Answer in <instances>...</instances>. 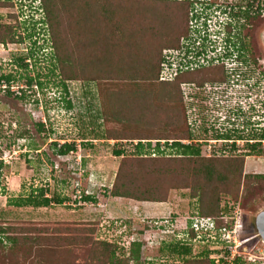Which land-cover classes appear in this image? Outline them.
Masks as SVG:
<instances>
[{"label": "rangeland", "instance_id": "obj_1", "mask_svg": "<svg viewBox=\"0 0 264 264\" xmlns=\"http://www.w3.org/2000/svg\"><path fill=\"white\" fill-rule=\"evenodd\" d=\"M85 1H59V10L55 7L53 9L57 14L54 21L49 25L46 19L47 25L44 26L45 28L39 27L40 31L33 23L37 18L21 16L15 23V32L17 37H22V42L0 44V77L6 75L12 77L9 82L0 81V226L9 227L10 231L7 235L21 236L25 244V249L21 248L15 253L9 249L8 243L4 242L5 247L0 249V264H28L26 261L35 257H42L40 259L45 263V256L39 252V248L31 247L29 242L33 241L25 239L39 238L35 243L38 244L46 242H42L41 238L47 239L53 236L64 238L67 236L68 228L72 230L70 235L75 236L73 230L85 229L83 225H90L93 222L98 226L96 234L92 237L116 245L115 256L119 260L128 259L131 243L139 241L141 244L138 253L139 264H182L184 259H205L206 256L215 262L225 260L231 263L235 257H240L239 262L242 264H264V243L256 236L255 228L256 215L264 209V178L255 176L264 175V140L254 152L245 146L246 143H253L246 139H258L257 135L264 130L263 52L261 68L249 72V76H245L247 74L241 73L238 68L237 71H240L238 81L241 83L231 87L223 98H214V89L203 92L206 90L199 91L191 86L184 87L187 98L195 97L193 101L196 100V102L187 101L195 110L191 111L189 118L195 131L194 137L206 142L199 144L201 155L220 156L219 159H211L221 166L230 165L232 157L244 158L242 176L235 177L237 178L235 181H239L237 196H234V193L233 197L221 194L220 209L226 207L228 212L222 214L217 222L221 228L220 233L224 235L221 238L217 237L216 241H209L207 232L200 230L194 232L196 237L192 239L189 235L188 222L196 216L197 202L189 198L186 190L171 193L170 202L165 207L168 212L161 207L154 208L151 214L143 212L139 208L140 203L109 196L122 159L115 157L114 152L124 151L125 154L130 155L134 153L132 145H135L133 143L136 141L116 143L104 139L102 135L106 128L111 127L109 130L112 131L120 129L114 126V122L111 123L110 116L101 119L99 96L103 95L104 99L109 97L116 101V107L122 105L119 109L127 112L129 99L137 97L144 90L150 95L149 86L153 91L157 70L156 63L154 65L144 62V69L135 72L131 69L132 62L127 60L128 56H124L126 57L123 60L124 64H118V56L132 51L131 48H125L132 41L123 31L130 33L135 27L131 26L119 31L120 25H114L113 28L109 25L103 27L99 19L98 27L103 28L94 29L96 27L94 21L89 20L88 15L84 14L88 8L86 5L90 4L91 0H87L88 2L84 4ZM125 1L127 0H103L107 12ZM75 2L83 5L80 11L82 20L77 19L79 9L75 10L73 7ZM231 2L232 0H215L210 3L207 0L206 5H197L195 8L198 14L192 21L194 28L185 43L189 46L194 43L193 35L197 29L202 42L209 41L215 45L213 57L221 55L222 49L226 52L224 41L219 40L220 49L207 35L212 37L213 33L217 32L229 33L225 24L231 27L233 14L225 6ZM11 11L17 16V9H0V24L15 22L9 17ZM62 11L70 12L71 15L63 14ZM251 24L252 27L247 29V37L250 38L252 50L260 48L252 52L257 55L256 52L264 50L263 43L259 39V33L264 29V14L261 19H253ZM31 25L34 27L30 28ZM190 26L186 25L185 33L188 36ZM87 32H93L96 36H84ZM156 38L161 39V37ZM87 39L90 40L89 44ZM54 40L57 43L61 42L65 55L70 57L71 61L68 60L69 63L64 65L71 74L75 73V78L71 77L66 81L65 75L60 71L62 64L56 63L52 48ZM165 40L159 41V44H165ZM79 41L87 45L82 50ZM96 42V47L90 45ZM172 43L178 44L174 43V40ZM202 48L207 51L206 46ZM184 53L187 56H184ZM190 53H192L190 50H182L180 56L173 54L169 67L174 65L177 71L189 68ZM207 54L209 57L212 56ZM103 56L108 58L107 61L111 59L109 65L102 63V66L98 64L97 66L109 67V71L106 74L95 71L91 75L94 76L92 82L88 81L89 76L82 72H85L86 66L96 69V64L93 62ZM19 57H22L21 62L16 61ZM127 63L126 69L130 73L124 77L118 73V69L119 66ZM29 78L33 79L30 88L27 84ZM62 85H66L71 93L69 101L58 100L59 93L63 89ZM17 91H22V96H19ZM152 96L156 95L152 92ZM157 98L158 96L155 97L156 102ZM171 100L159 98L157 104L166 102L164 107H174L172 111L176 113V102ZM214 105L217 108L214 107L213 110L216 109L217 113L210 115L207 110H211ZM153 112L152 108L146 117ZM156 115L153 122L157 120L158 124L156 127L151 124L148 134L160 132L165 137L176 135V132H172L168 127L177 125L172 120L177 114H164L162 108ZM201 119L206 120L207 124L201 125ZM106 121L111 124L108 126L104 123ZM40 124L41 130H39ZM179 126L183 129L181 124ZM204 128L208 130L207 133L203 131ZM232 129H236L241 134L231 132ZM132 130L135 131L134 126ZM225 134L230 135L229 139L237 140L234 149L230 148L233 141L212 140L217 135ZM239 136L242 138H238ZM54 143L73 145V150L65 156L58 155L55 152L58 146H53ZM167 147H165L166 154H175L174 150ZM150 152L145 149L144 153ZM230 190L235 191L236 188ZM40 191L50 198L59 197L64 203L42 208L28 206L16 208L11 204L21 197L26 199L37 196ZM207 193L212 194L211 191ZM85 195L92 197L94 202L79 204L78 199ZM133 204L138 206L134 209L131 207ZM229 221H233L234 224H230ZM184 246L190 249L185 255L178 252ZM69 248L74 249V252L70 253V258L76 260L77 264H84L86 259L93 263L96 259L92 250L84 246ZM225 250L230 253L228 257ZM55 257L59 260L63 258L61 254ZM129 264L135 263L130 261Z\"/></svg>", "mask_w": 264, "mask_h": 264}, {"label": "trees", "instance_id": "obj_2", "mask_svg": "<svg viewBox=\"0 0 264 264\" xmlns=\"http://www.w3.org/2000/svg\"><path fill=\"white\" fill-rule=\"evenodd\" d=\"M59 1L61 0H41V7L43 8L44 18L39 22L33 21L36 25L40 23L42 27L46 26L47 22L52 24L54 18L57 16L54 7L59 10ZM88 1L86 0L84 4ZM27 3V0H0V9L8 10V9H17V16L12 13L9 14L11 19H14V23H3L0 24V44H13V43H21L22 37L16 36L15 23L17 19L19 20L21 16L26 18H32V13L29 11H25L24 4ZM191 1H171V0H127L122 4H118L112 7L110 12L106 11V3L103 0H91L90 4H87V12L84 13L88 15L89 20H93V24L96 26L94 29L97 30L103 28L106 25H109L113 28L114 25H120L121 28H118L119 31L125 30L124 28H130L131 26L135 27L129 33L128 31H123V33L128 34L127 36L132 41L128 43L125 48L132 49L126 54L117 57L118 64H124L123 60H125L128 56L127 60L132 62V70L135 72L137 70H143V63L147 64V62L156 63V78L154 80L153 91L150 86L148 87V93L152 96L155 94L157 98V102L159 98L172 99L171 101L176 102L177 109L176 113L172 110L174 107H164V102L160 105L155 101V97L147 94L145 90L140 93L137 97H133L128 100L127 112H124L119 107H116V101L110 99H104L103 95L99 96L100 102V117L101 119L106 116H110L112 118L111 123L115 124L114 126H118L120 130L112 131L109 129H105L103 132L104 139L106 141H114L116 143H122L123 141L134 142V153L128 155L125 154L124 151H115V157H122L119 162L118 170L115 176V180L112 183L111 189L109 191V196L116 199H125L131 200L137 203H169L170 195L172 192L176 191H187L189 194V198L195 199L197 202L196 211L194 217L198 218H209L213 221L214 227L218 234L216 237L221 238L222 233H220V226L218 224V220L220 219L222 214H226L228 212V208L223 207L220 209V198L221 194L228 197H233L236 195L237 190L239 189V181H235V177L242 176V168L244 158H235L232 157L230 160V165L221 166L217 164L211 158L219 159L220 156H207L204 157L200 152V143H206L204 140H200L195 138V131L192 128V123L189 120L191 111H194L187 100L190 101L191 97L187 98L184 87L191 86L195 89H202L206 85L211 84H219L221 81L225 79V70L224 63L225 62V53L221 52V55H217V57H211L208 61L209 67H204L200 70H184L176 74V76L172 80H164L160 81L159 76L162 71V65L164 61L165 52H170L175 54L181 48V42L188 35L185 33L186 25L188 26L190 21L189 13L192 8ZM83 5L74 3L73 7L79 9L78 20L81 19L80 11ZM91 9V10H90ZM231 9V8H230ZM63 14L66 13L62 11ZM70 12L66 13L67 15ZM74 15V14H73ZM101 20V24L103 27H98L99 22ZM82 20V19H81ZM22 23V20L20 21ZM128 22V25H126ZM110 23V24H109ZM34 26L31 25L30 28ZM45 28V27H44ZM38 29V28H37ZM150 29V30H148ZM39 30V29H38ZM73 31L72 28H70ZM40 31V30H39ZM95 31V30H93ZM148 31V32H147ZM53 32V31H52ZM31 33V32H30ZM29 33V34H30ZM32 34V33H31ZM150 34V35H149ZM186 34V35H185ZM185 35V36H184ZM84 36L95 37L96 35L92 32H87ZM183 36V37H182ZM28 37H34L33 35H28ZM156 37H161L158 39ZM36 38V37H35ZM44 39V37H42ZM170 38V39H168ZM54 39V38H53ZM78 39V38H76ZM164 41L165 44H159V41ZM181 39V40H180ZM174 43H178L173 45ZM87 44H89L90 40L87 39ZM33 43H36L33 41ZM77 44V43H76ZM81 45V50L83 47L87 46L79 41ZM77 44V45H79ZM101 44V43H100ZM93 46H97V42L95 44H90ZM130 45V46H129ZM40 47V46H39ZM52 48L54 52V58L57 64H62L60 71L65 75L64 78L67 81L68 78H75V73H70L69 69L64 65V63H69L70 57L65 55V50L63 45L57 43L56 40L52 43ZM45 48H43V51ZM232 53L227 52L226 56H230ZM102 56V55H101ZM105 56V55H104ZM102 57L100 60H96L93 63L96 64V69L93 67H87L83 74L89 76L88 81L92 82L94 76H91L95 71L100 72L101 74H106L109 71V67L101 68L98 65L102 66V63L105 65L106 63L109 65V61L107 57ZM21 62L22 57L16 59V61ZM237 60L239 61L240 58ZM71 61V60H70ZM214 62V63H213ZM214 64V65H212ZM127 65L119 66L118 73L125 77L126 74L130 73L127 68ZM130 66V65H129ZM151 67V66H150ZM75 70V68L73 69ZM132 71V72H134ZM91 76V77H90ZM10 75L1 76L0 81L4 80L9 82L11 80ZM33 79H28L27 84L32 87ZM40 84V83H38ZM36 86V85H35ZM63 89L59 93L58 100H70L71 93L68 91L66 85H62ZM66 86V87H65ZM37 87V86H36ZM18 92V91H17ZM22 91L18 92L19 96H22ZM70 94V95H69ZM62 97V98H60ZM114 101V102H113ZM109 105H108V104ZM112 103V106L110 104ZM170 104H172L170 102ZM173 105V104H172ZM122 108V107H121ZM135 108V109H132ZM154 110L152 115L146 117L151 110ZM163 108L164 114H177V116L173 117L177 125H171L170 130L172 132H176V135H161L152 133L148 134V130H150V125L153 124L156 127L157 120L153 122L156 118L157 112ZM199 109V108H198ZM158 110V111H157ZM172 111V112H171ZM145 116V117H144ZM136 117L139 119L137 120ZM177 117V118H176ZM179 119V120H178ZM104 122L108 126L111 123ZM175 123V124H176ZM183 127L180 128V124ZM135 131L132 130L133 126ZM42 125H39V130H41ZM177 130V131H176ZM169 131V133H171ZM207 133L208 130L204 129ZM231 132L241 133L236 129H232ZM164 133V131H163ZM159 136V137H157ZM163 136V137H161ZM258 139H246V141H253V143H246V147L251 151H256L258 146H260V142L264 140V130L257 135ZM230 135H217L213 138V141L221 142H230L233 141V145L230 146L234 149V143L237 141L236 139H229ZM242 138V137H238ZM245 140V139H242ZM53 146H58L55 148V152L58 155L65 156L73 150V145L63 144L58 145L54 143ZM169 146V147H167ZM165 147L170 150H174L175 154H166ZM145 149L147 152L144 153ZM221 158V157H220ZM225 159V158H222ZM238 163V164H237ZM248 176V175H247ZM256 177L264 178V175H255ZM246 177V176H245ZM248 185V184H246ZM248 187V186H245ZM232 188L235 191L230 190ZM211 191L212 194L209 195L207 192ZM46 194L40 191V194L34 197L26 198V199H16L12 201V206L14 207H33V208H42L48 207L52 204H63L64 201L59 199V197H44ZM94 202L92 197L87 195L81 196L78 202L85 204L86 202ZM135 209V208H134ZM230 224H234L233 221H229ZM191 220H189V235L192 239L196 237L193 229L191 228ZM85 229L73 230L76 233L75 236H71V229L68 228L66 231L67 236L64 238L53 236L51 238L47 237L41 238L42 242L35 244L39 238H27V241L31 243V247L39 248V252L45 256V263L43 262L42 257H35L33 259L27 260L28 264H77L76 260L70 258V253L74 252V249H70L71 246H84L86 249H91L92 253L95 254L96 259H94L93 263L89 262L86 259L84 264H129V262H133L135 264H139V249L141 244L139 241H134L131 243V250L129 253L128 259L119 260L116 258L117 246L109 243L107 241H98L92 237L97 232V223L83 225ZM9 227L0 226V249H3L5 245L9 244V249L15 253L19 252V249H25V244L23 243V239L21 236L15 235H7L9 234ZM222 229H225L224 227ZM12 233V232H11ZM210 241V240H209ZM6 242V243H4ZM29 246V248L31 249ZM176 247H174L175 250ZM180 254H188L190 249L187 247H182ZM61 254L63 258H56L55 256ZM225 254L227 257L229 256V251L225 250ZM206 256V255H205ZM240 257H235L231 263H227L225 260H219L215 262L213 259L205 257V259L201 258H190L184 259L182 264H242L239 262Z\"/></svg>", "mask_w": 264, "mask_h": 264}, {"label": "flooded vegetation", "instance_id": "obj_3", "mask_svg": "<svg viewBox=\"0 0 264 264\" xmlns=\"http://www.w3.org/2000/svg\"><path fill=\"white\" fill-rule=\"evenodd\" d=\"M225 7H227L228 11H230L233 14V17H232L233 24L229 28L230 30L229 45L232 47L237 58L238 59L240 58V60L238 61L236 58L234 62H231L230 64H228V59H225V62H223L224 70H225V79L221 81V83L219 84H211V85L209 84L200 90L197 89L199 91L201 90L203 91L205 89L206 91H203V92H209L208 89L209 90L214 89V98L215 97L223 98V95L227 94L228 91L231 89V87H235L236 83L237 84L241 83L240 81H238L239 80L238 75L240 71L243 74H247L245 76H249L248 75L249 72L251 73V71L257 70V68H261L260 66H261V63L263 62L261 60L262 52L264 54L263 49H261V52H256L257 55L252 53L253 51L260 50V48L259 49L255 48V50H252L250 38L247 37V29L252 27L251 26L252 20L255 18H258V19L263 18L264 0H232V2ZM259 35H260L259 39L261 40V43H263V47H264V29L259 33ZM194 43L191 46H194ZM195 49L196 48H192L190 49V51L194 52ZM201 53L199 55H201ZM209 66L210 65L208 64V61L199 62L198 60V61H193V63L190 64V68L192 69L189 68L188 70H200V69H203L204 67H209ZM238 68L240 71H237ZM244 72H247V73H244ZM209 95H213V94L209 93ZM193 98L195 97H191L190 100L193 101ZM193 102H196V100ZM194 104H197V103H194ZM205 106L207 105L205 104ZM214 107L217 108V106L214 105L211 108V110L209 109L210 111L207 110L210 115L217 113L216 109L213 110ZM198 108L200 110V107ZM192 109L194 110V108ZM204 123L207 124V121L204 119L203 120L201 119L200 124L204 125Z\"/></svg>", "mask_w": 264, "mask_h": 264}, {"label": "built area", "instance_id": "obj_4", "mask_svg": "<svg viewBox=\"0 0 264 264\" xmlns=\"http://www.w3.org/2000/svg\"><path fill=\"white\" fill-rule=\"evenodd\" d=\"M22 1H25V0H22ZM171 1H183V0H171ZM185 1H191L193 2L192 3V8H191V11L189 13V16H190V21H189V26H190V31H192V29L194 28V26L192 25V21L193 19L195 20L197 14H198V11L196 10V6L197 5H206L207 4V0H185ZM210 3L212 2H215V0H208ZM29 0H27V3H25L23 6H24V10L25 11H29L32 13V16H34L35 18H41L43 19L44 18V14H43V9L42 7H39L37 9V12H35V7H33L32 9L29 8ZM35 5H41V0H35ZM27 17V16H26ZM210 24V22H208ZM197 30V29H196ZM198 31V30H197ZM198 37L196 39V42L194 44V46H189L187 44H185V46H181L180 50H178L177 52H175V54L177 56H180L181 54V50H190L192 48H196L194 52L190 53V56L188 57V62L190 64L193 63V61H198L199 62H204L206 60H210L211 57H213V54H214V44H212L211 42H207L204 43L202 42V40H200V32L198 31ZM209 39L215 43V37L214 35L212 37H209ZM203 47L206 46V50H204ZM219 47V46H218ZM220 48V47H219ZM221 49V48H220ZM216 51V50H215ZM219 51V50H218ZM202 52V53H201ZM221 52H224L225 51L222 49ZM201 53V55H199ZM211 54L212 56L209 57V55L207 54ZM199 55V56H198ZM171 56H172V53L170 52H165L164 54V61H163V65H162V71H161V74H160V80L161 81H164V80H172L176 74L178 73L177 69H175L174 65H171L172 67H169L168 64H170V59H171ZM187 56V55H186ZM233 58H236V56L234 55ZM190 68V67H189ZM189 68H185L183 70H187ZM192 69V68H190ZM79 197V196H78ZM80 200V198L78 199V201ZM79 204H81L80 202H78ZM85 205V204H83ZM191 228L193 229L194 232H199L200 230H203L204 232H207L208 229H212L214 227L213 223L210 222V219H206V218H193L192 221H191ZM225 230V229H223ZM207 236H208V240L210 241H216L217 237L216 235H210L211 233H206Z\"/></svg>", "mask_w": 264, "mask_h": 264}, {"label": "clouds", "instance_id": "obj_5", "mask_svg": "<svg viewBox=\"0 0 264 264\" xmlns=\"http://www.w3.org/2000/svg\"><path fill=\"white\" fill-rule=\"evenodd\" d=\"M35 3V0H29V3H28V5H29V8L30 9H32L33 7H35V12H37V9L39 8V7H41V5H35L34 4ZM43 9V8H42ZM41 20V18H38L37 17V19L35 20V22H39ZM230 24V23H229ZM36 26H37V28L39 29V27L40 28H42V25L40 24V23H38V24H36ZM225 28H226V30L230 33V30H229V28L230 27H228V25H226L225 24ZM190 32V35L189 36H187L185 39H183L182 40V42H181V46H185V44H187V43H185L187 40H189V38H190V36H191V34H192V31H189ZM195 33H194V38H195V42H196V39H197V37H198V31L195 29V31H194ZM229 33H223V32H217V33H213V35H214V37H215V43H217L216 45H217V47H218V44H219V40H222V41H224V43H225V45H226V52H225V59H228V64H230L231 62H234L235 60H236V58H237V56H236V54L234 53V50L232 49V47L229 45ZM207 37L209 38V37H211L210 35H207ZM195 44V43H194ZM187 50V49H186ZM231 52L232 54L228 57V56H226L227 55V52ZM181 52H182V50H181ZM173 55V54H172ZM176 55V54H175ZM186 54L184 53V56H185ZM236 56V58H233V56ZM177 56V55H176ZM183 56V57H184ZM231 60V61H230ZM182 71H184V70H182ZM179 72H181V71H178V73ZM159 80H160V76H159ZM161 81V80H160ZM193 218H197V217H193ZM192 218V219H193ZM206 219H209V218H206ZM256 220V219H255ZM192 221V220H191ZM210 222H212L213 223V221L210 219ZM213 225H214V223H213ZM256 225V224H255ZM255 228H256V226H255ZM226 230H223V232H225ZM207 233H214L215 235H217L218 234V231H216V229H215V227H213L212 229L210 228V229H208L207 230ZM222 235H224V233L222 234ZM256 236L258 237V238H260V240H261V236H259L258 234H257V229H256ZM262 241V240H261ZM264 243V242H263Z\"/></svg>", "mask_w": 264, "mask_h": 264}, {"label": "crops", "instance_id": "obj_6", "mask_svg": "<svg viewBox=\"0 0 264 264\" xmlns=\"http://www.w3.org/2000/svg\"><path fill=\"white\" fill-rule=\"evenodd\" d=\"M116 199H118V198H116ZM125 200V199H124ZM134 202V201H133ZM168 203H150V202H145V203H141L139 206V208L144 212V211H146L148 214H151V213H153L154 211V208H156V209H158V208H161V207H164V208H162V209H165V207H166V205H167ZM138 205H135V204H133L131 207L132 208H135V207H137ZM142 206V207H141ZM165 211L166 212H168V210H167V208L165 209ZM157 213H159V212H157Z\"/></svg>", "mask_w": 264, "mask_h": 264}, {"label": "water", "instance_id": "obj_7", "mask_svg": "<svg viewBox=\"0 0 264 264\" xmlns=\"http://www.w3.org/2000/svg\"><path fill=\"white\" fill-rule=\"evenodd\" d=\"M255 226L257 229V234L261 236V240L264 242V213H259L255 220ZM263 236V237H262Z\"/></svg>", "mask_w": 264, "mask_h": 264}, {"label": "bare ground", "instance_id": "obj_8", "mask_svg": "<svg viewBox=\"0 0 264 264\" xmlns=\"http://www.w3.org/2000/svg\"><path fill=\"white\" fill-rule=\"evenodd\" d=\"M259 213H264V209H263L262 211H260ZM259 213H258V214H259ZM258 214H257V215H258ZM257 215H256V217H257ZM263 234H264V231H263ZM262 237H263V236H262Z\"/></svg>", "mask_w": 264, "mask_h": 264}]
</instances>
